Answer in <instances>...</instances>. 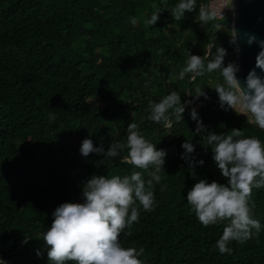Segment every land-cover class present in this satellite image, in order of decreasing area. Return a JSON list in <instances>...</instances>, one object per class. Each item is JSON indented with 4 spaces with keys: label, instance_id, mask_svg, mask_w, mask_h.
I'll use <instances>...</instances> for the list:
<instances>
[{
    "label": "trees",
    "instance_id": "1",
    "mask_svg": "<svg viewBox=\"0 0 264 264\" xmlns=\"http://www.w3.org/2000/svg\"><path fill=\"white\" fill-rule=\"evenodd\" d=\"M209 1L196 0V11L175 21L171 9L179 0H0V258L7 264H51L41 234L60 204L83 203L82 187L93 175L123 178L140 171L145 182L151 179L152 169L120 163L126 148L116 158L80 154L85 138L105 152L112 143L125 144L131 123L166 157L161 181L151 189L154 210L139 209L131 234L125 235L127 228L120 234L121 245L143 247L144 264H264V188L252 191V216L261 231L231 242V255L216 248L224 225L204 227L187 202L201 179L227 183L203 139L209 132L240 129L264 142V130L238 109L220 107L214 89L224 84L219 71L180 76L189 53L207 52L211 59L222 47L224 64L234 61L232 26L216 17L199 23ZM153 4L161 12L150 26L144 21L156 11ZM197 89L205 95L197 98ZM172 91L182 105L191 102L183 119L165 128L147 118L149 104ZM192 108L206 127L200 134ZM185 141L194 145L187 160Z\"/></svg>",
    "mask_w": 264,
    "mask_h": 264
},
{
    "label": "clouds",
    "instance_id": "2",
    "mask_svg": "<svg viewBox=\"0 0 264 264\" xmlns=\"http://www.w3.org/2000/svg\"><path fill=\"white\" fill-rule=\"evenodd\" d=\"M156 11L145 24L154 26L159 20L160 10L155 4ZM196 11V0H179L171 9V16L175 21L184 18L185 13ZM215 18L214 12L205 7L199 10V23L205 26ZM137 23L133 17L130 21ZM232 39L235 41L237 33L233 25ZM248 45L257 43L260 51L256 56L255 68L249 71L243 86L237 78L238 65L229 62L224 64L227 52L222 47H216L211 59L208 53L197 56L189 53L186 67L180 72L181 78L192 73L202 76L205 73L219 71L224 84H217L214 88L219 97V105L225 111L231 109L247 117L248 123H254L264 130V78L257 74L256 68L264 72V40H258L254 34L243 33ZM239 49L237 48V52ZM205 59H208L205 65ZM147 86V85H145ZM196 97L204 96V91L196 90ZM150 115L147 117L155 123H162L165 128L170 127L173 118L176 122L183 119L185 111L181 96L170 92L159 102H150ZM173 110L169 113V110ZM190 117L196 122V134L206 131V127L198 117L195 108L190 110ZM127 142L125 144L112 143L105 152L103 146L95 147L92 139L85 138L80 145L83 157L90 153H98L109 158L121 156V151L127 149L120 163L133 165L134 168L149 170L147 182L140 171H133L123 178L114 175H93L82 187L83 203L65 202L60 204L52 213L53 221L45 232L41 234L47 249V257L51 264H144L140 257L144 248H125L119 237L125 229V235H130L134 222H138L140 211L151 212L155 207V196L151 190L153 184L161 181L160 173L165 164L166 151L157 149L138 130L135 123L127 127ZM211 146L213 160L222 177L227 181L220 184L199 180L187 193V202L191 206L198 221L204 226L223 224V232L216 241V248L220 254H232L229 244L233 241L244 243L261 231V223L252 216L255 202L252 201L253 189L264 188V142L256 137H245L240 129H232L229 133L216 134L209 132L203 138ZM185 153L183 159H188L194 152V145L185 141L182 145ZM196 162L190 163L193 167ZM203 165V161L198 162ZM147 183V187H146ZM164 186L161 187V191ZM138 202V206H137ZM37 256L41 252L37 251ZM0 264H7L0 258Z\"/></svg>",
    "mask_w": 264,
    "mask_h": 264
},
{
    "label": "water",
    "instance_id": "3",
    "mask_svg": "<svg viewBox=\"0 0 264 264\" xmlns=\"http://www.w3.org/2000/svg\"><path fill=\"white\" fill-rule=\"evenodd\" d=\"M220 24L232 26V28L233 25L235 26L237 38L234 45L228 49L236 53L233 63L239 67L236 76L243 86L249 71L255 68L256 56L260 51L257 43L252 45L246 43L243 33L254 34L258 40H264V0H233V13L221 20ZM212 44H210L209 53ZM255 70L258 75L264 78V72H261L259 68ZM190 102L189 99L183 106H188Z\"/></svg>",
    "mask_w": 264,
    "mask_h": 264
},
{
    "label": "built area",
    "instance_id": "4",
    "mask_svg": "<svg viewBox=\"0 0 264 264\" xmlns=\"http://www.w3.org/2000/svg\"><path fill=\"white\" fill-rule=\"evenodd\" d=\"M207 9L214 12L217 19L223 20L233 13V0H210Z\"/></svg>",
    "mask_w": 264,
    "mask_h": 264
},
{
    "label": "rangeland",
    "instance_id": "5",
    "mask_svg": "<svg viewBox=\"0 0 264 264\" xmlns=\"http://www.w3.org/2000/svg\"><path fill=\"white\" fill-rule=\"evenodd\" d=\"M238 110H239V108H238ZM240 111V110H239Z\"/></svg>",
    "mask_w": 264,
    "mask_h": 264
}]
</instances>
